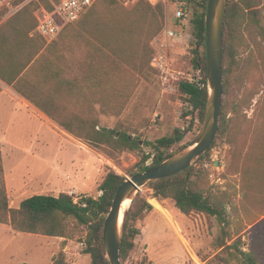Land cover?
I'll use <instances>...</instances> for the list:
<instances>
[{
    "label": "trees",
    "instance_id": "16d2710c",
    "mask_svg": "<svg viewBox=\"0 0 264 264\" xmlns=\"http://www.w3.org/2000/svg\"><path fill=\"white\" fill-rule=\"evenodd\" d=\"M60 2L61 0H34L0 26V44L3 45L0 48V78L69 133L103 150L111 157H117L124 151H140L142 146H148L154 154L143 153L138 163L141 168L133 175L158 166L178 151L177 149L167 153L166 149L183 140L184 132L181 129H176L173 135L142 143L138 137H133L129 127L123 123H119L116 128L101 127L93 105L101 103V111L113 114H120L126 108L133 85L128 84L122 88L121 80H124L127 72L136 79L138 74L143 77L148 74L149 69L152 70V41L164 24L163 4L153 5L148 0H138L133 6L125 7L117 0H98L80 24L74 29H66L63 37L72 43L73 48L83 47L89 57L84 82L89 86L91 97L88 101L91 102L92 114L86 117L72 112L63 114L58 104L59 97H65L66 94L77 95V90L84 89L82 84L78 85L76 80L66 78L64 71L59 70L44 73L43 77L36 76L40 61L52 45L41 53V47L33 51L23 46L20 41L21 35L28 34L37 26L34 11L40 7L53 10L55 4ZM207 4L208 0H203L199 6L200 11L196 12L192 19L193 32L199 47L194 50L193 62L203 69L206 82ZM260 5L264 7V0L228 1L224 29L225 98L230 96L232 89L239 86L241 88L256 67L264 72V14L262 8H257ZM258 37L260 41L257 44ZM245 52L248 54L243 57ZM261 84L256 87L244 85L242 96L230 107L224 99L218 136H225L229 142L237 143V135L243 131V119L247 117L244 111L252 105L257 94H260L259 111L264 115V81ZM43 87L47 88L42 92ZM180 89L187 96L191 106L198 111L202 121L208 87L200 88L195 83L181 82ZM101 91L108 93V96L105 98ZM92 94L96 96L93 97ZM230 111L234 116L228 118ZM205 157L206 155H203L199 161ZM151 158L152 164H147ZM257 158V164L260 163L258 168L264 167V160H261L264 158V144L262 154ZM202 173L204 171L196 169L193 165L176 175L151 181L147 186L154 190L159 199L174 200L182 213L190 215L195 212L215 217L224 226L223 232L228 235L223 242L226 253H217L209 259V264H264V218L253 222L254 226L250 229V247L249 250H244L241 247L242 239L234 240L231 232L225 228L230 225L226 209L220 207L210 191L203 189L197 180L192 178H200ZM125 179L110 169L100 185L102 194L99 197L82 195L75 201L67 192H60L58 195L35 194L24 199L19 207H12L9 204L4 163L0 154V222L10 225L18 232L67 237L69 222L73 221L76 225L87 228L85 253L91 256V264H111L104 246L103 229L116 191ZM262 195L257 199V207L264 215V194ZM152 202L156 205L158 200L153 199ZM153 208L145 197L140 194L135 197L124 228L121 245L123 262L134 248L136 237L141 233L136 223L143 220ZM232 239V243L228 244V240ZM52 264H65L62 252L55 257Z\"/></svg>",
    "mask_w": 264,
    "mask_h": 264
},
{
    "label": "rangeland",
    "instance_id": "374dc122",
    "mask_svg": "<svg viewBox=\"0 0 264 264\" xmlns=\"http://www.w3.org/2000/svg\"><path fill=\"white\" fill-rule=\"evenodd\" d=\"M257 8H262L264 14L263 5ZM39 9L34 11L35 17L41 15ZM164 11L165 22V7ZM198 11L200 8L196 7L195 13ZM84 17L69 24L56 42L61 39L69 45L70 41L63 34L68 27V30L74 29ZM180 32L177 42L169 50L173 70L167 75L168 78L152 67L148 74L143 77L138 74L136 79L127 72L124 80L121 78L120 86L124 88L132 84L133 92L120 114L101 111V103L93 105L101 127L116 128L119 123H123L129 127L133 137H138L142 143L173 135L176 129H181L184 132L183 140L166 149L167 153L179 150L197 135L203 120L201 121L198 111L182 93L180 82L183 76L189 74L197 75L200 79L204 76V71L193 62L194 50L198 44L192 21L182 25ZM257 39L258 44L259 37ZM83 49L67 48L63 52L64 59L61 63L64 67H60L66 78L76 80L84 89L77 90V95L66 94L65 97H59L58 104L63 114L72 112L88 117L92 114L91 102L88 101L91 94L88 83L84 82V75L89 57ZM247 54L245 52L242 56ZM243 66L244 63L241 64ZM65 67L70 72L67 73ZM178 71H183L184 75H179ZM248 78L241 88L239 86L232 89L230 96L224 97L229 107L242 96L244 85H262L264 72L256 67ZM46 88L43 87L41 91ZM101 95L106 98L108 93L101 91ZM259 98L260 94H257L252 105L244 111L247 117L243 119V131L237 135V143L233 144L227 137L217 135L204 154L206 157L202 161L199 158L193 164L204 173L200 174V178H192L203 189L210 191L220 207L226 209L230 225L225 228L231 232L234 240L242 239L241 247L244 250H249L250 247L253 222L264 218L257 207L258 197L264 194V167L258 168L260 163L257 164V156L262 154L264 144V115L259 111ZM12 113L11 127L6 131L10 110L0 107V154L4 160L6 188L12 207H19L24 199L35 194L58 195L60 192H67L75 201L82 195L99 197L102 194L100 185L110 169L128 178L141 168L138 163L143 153L154 154L144 145L140 151H124L117 157H111L103 150L75 137L52 119H42L36 114L15 109ZM233 116L230 111L228 118ZM19 127L23 132H19ZM14 145L20 146L21 157L19 151H14ZM150 161L153 162V158L147 164ZM138 194L145 197L154 208L136 223L141 233L136 237L135 246L124 264H209V259L217 253H226L223 242L228 235L224 234V226L215 217L195 212L186 215L176 207L174 200L159 199L147 185ZM153 199L158 200L156 205L153 204ZM68 233L67 237H57L18 232L10 225L0 222V264H52L61 252L65 264H91V256L85 253L87 228L71 221ZM233 239L228 240V244Z\"/></svg>",
    "mask_w": 264,
    "mask_h": 264
},
{
    "label": "water",
    "instance_id": "95a60500",
    "mask_svg": "<svg viewBox=\"0 0 264 264\" xmlns=\"http://www.w3.org/2000/svg\"><path fill=\"white\" fill-rule=\"evenodd\" d=\"M229 0H208L206 12V58L208 97L203 123L197 135L158 166L134 174L116 191L105 219L104 246L111 264H124L121 245L129 209L137 193L149 182L167 178L191 167L214 143L220 129L224 103V29ZM150 161L149 164H151ZM129 200L127 207L124 203ZM121 216L122 221H121Z\"/></svg>",
    "mask_w": 264,
    "mask_h": 264
},
{
    "label": "built area",
    "instance_id": "2783aa9c",
    "mask_svg": "<svg viewBox=\"0 0 264 264\" xmlns=\"http://www.w3.org/2000/svg\"><path fill=\"white\" fill-rule=\"evenodd\" d=\"M98 0H61L51 11H45L38 19L37 31L47 41L54 40L60 32L69 24L79 21ZM125 7H131L138 0H117ZM151 4H163L166 9L165 22L162 29L156 34L152 41L154 54L150 65L161 75L171 74L170 48L180 37L182 25L190 23L195 14V8L199 7L203 0H148ZM27 0H0V13L13 15L19 12ZM195 65V64H194ZM201 69V67H200ZM179 75H184L183 71H178ZM168 78V76L166 77ZM181 82L195 83L200 88L208 87V82L197 75H187L182 77ZM180 82V83H181ZM81 197V196H80ZM77 201V200H76Z\"/></svg>",
    "mask_w": 264,
    "mask_h": 264
},
{
    "label": "crops",
    "instance_id": "0c3cea01",
    "mask_svg": "<svg viewBox=\"0 0 264 264\" xmlns=\"http://www.w3.org/2000/svg\"><path fill=\"white\" fill-rule=\"evenodd\" d=\"M34 0H27L24 7L21 9L23 10L28 4H30ZM56 5V4H55ZM20 10V11H21ZM19 11V12H20ZM38 11H41V15H36L37 21L38 19L44 14L45 11H51L47 10L44 7H41ZM19 12L13 14V15H7L5 12L0 13V26L8 21L10 18L17 15ZM84 17V16H83ZM38 25V23H37ZM68 26V25H67ZM66 26V27H67ZM65 27V28H66ZM37 26L34 30L30 31L28 34L21 35L20 41L23 44V46L29 48L30 50H36L38 47H41L40 51L41 53L46 51L48 47H51V49L44 55L43 59L40 61L38 67H37V75L38 77H43L44 73H50L55 71H64L61 67H64L61 63L64 59V53L67 48L72 47V43L68 45L65 41H61L59 39L58 42L56 40L57 37L61 34V32L65 29H63L60 34L52 41H47L42 35H40L37 31ZM55 45V46H54ZM3 45L0 44V48H2ZM54 46V47H53ZM61 66V67H60ZM67 70V73L70 72V69L68 67H65ZM72 72V71H71ZM0 86H1V92H0V107H4L10 110V119L8 120V125L6 131H9L11 125V116H12V110H18V111H25L29 114H36L40 118L43 119V117L51 119L45 112H43L38 106L27 100L25 97H23L21 94H19L12 85H9L5 81H3L0 78ZM20 113V112H19ZM22 114V113H20ZM19 114V116H21ZM20 128V127H19ZM21 129V130H20ZM18 129L19 132H23L22 128ZM14 143V142H13ZM16 144V142H15ZM14 151H19L20 157V146L14 145ZM3 158V157H2ZM21 160V159H20ZM4 163V160H3ZM5 169V167H4ZM6 172V170H5ZM7 176V175H6Z\"/></svg>",
    "mask_w": 264,
    "mask_h": 264
},
{
    "label": "bare ground",
    "instance_id": "6f19581e",
    "mask_svg": "<svg viewBox=\"0 0 264 264\" xmlns=\"http://www.w3.org/2000/svg\"><path fill=\"white\" fill-rule=\"evenodd\" d=\"M129 202H130V201H129V200H127V201L124 203V205H123V208L127 207V206H128V204H129ZM122 217H123V216H121V221H122Z\"/></svg>",
    "mask_w": 264,
    "mask_h": 264
}]
</instances>
